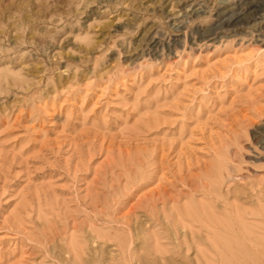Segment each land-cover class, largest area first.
Segmentation results:
<instances>
[{
    "label": "rangeland",
    "instance_id": "rangeland-1",
    "mask_svg": "<svg viewBox=\"0 0 264 264\" xmlns=\"http://www.w3.org/2000/svg\"><path fill=\"white\" fill-rule=\"evenodd\" d=\"M0 264H264V0H0Z\"/></svg>",
    "mask_w": 264,
    "mask_h": 264
}]
</instances>
